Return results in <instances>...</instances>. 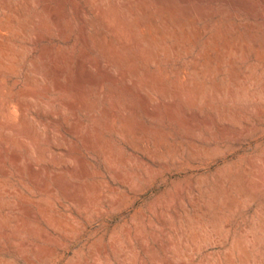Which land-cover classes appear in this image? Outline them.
Segmentation results:
<instances>
[{"label":"rangeland","instance_id":"374dc122","mask_svg":"<svg viewBox=\"0 0 264 264\" xmlns=\"http://www.w3.org/2000/svg\"><path fill=\"white\" fill-rule=\"evenodd\" d=\"M0 264H264V0H0Z\"/></svg>","mask_w":264,"mask_h":264},{"label":"bare ground","instance_id":"6f19581e","mask_svg":"<svg viewBox=\"0 0 264 264\" xmlns=\"http://www.w3.org/2000/svg\"><path fill=\"white\" fill-rule=\"evenodd\" d=\"M93 27H94V33H93V38H94V40H95V43H96V48H98V49H101V46H100V44H101V39H102V37H103V34H104V31L103 32H99V31H97L96 29H95V26L93 25ZM85 40H87L86 38H85ZM92 40V39H91ZM92 42V41H91ZM113 61H118V62H121V58H120V56L119 57H114V59H113ZM31 79V78H30ZM19 109H20V112H21V114L23 113V108H22V106L20 105L19 106ZM2 157V156H1ZM152 159V158H151ZM83 169V168H82ZM152 173V172H151ZM171 203V202H170ZM161 214V213H160ZM186 215V214H185ZM181 225V224H180ZM169 239V238H168ZM170 241V240H169ZM183 242V241H182ZM197 242V241H196ZM189 244H190V242H189ZM184 245V244H183Z\"/></svg>","mask_w":264,"mask_h":264}]
</instances>
